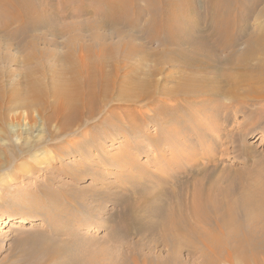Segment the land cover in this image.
<instances>
[{
  "label": "bare ground",
  "instance_id": "bare-ground-1",
  "mask_svg": "<svg viewBox=\"0 0 264 264\" xmlns=\"http://www.w3.org/2000/svg\"><path fill=\"white\" fill-rule=\"evenodd\" d=\"M86 1L0 0V34L7 40L13 41L15 38L26 37L36 30H47L53 37H56L63 32L68 34L73 28L86 26L92 32L91 37L101 41L99 52L80 50L76 53L74 47H71L62 53L60 58L64 62L63 67L59 71L50 67V75L44 78L46 81L49 80V84L37 78V75L35 77L34 73L41 70L40 65L37 67H32L34 64L32 66L23 65L22 72H20L23 89H18L17 84L19 83L13 85L15 82H11V90L5 95L4 85L3 87L0 85L1 121L6 116L3 112V102L6 100L9 104L4 106L5 109L35 110L37 115L43 117L46 124H55L57 130L53 134L55 138L66 137L77 134L74 130L86 128L93 122L105 127L107 119L115 116L109 111V107L115 104L113 102H117L122 108H127V110L122 109V116L118 114L124 120L115 117L117 127L114 129L107 127V130L112 138L120 135L126 138L140 133L142 125L137 127L136 124H132V121L139 114L137 108L142 101L154 105L162 103L165 105L167 100H172L175 106H169L168 109L163 107L164 113L161 111L167 117L176 114L174 107H188L190 100L198 102L206 100L207 103V101L221 99L228 103H235L244 95H247V98L250 97L248 95H252L254 100L264 101V34L249 32L250 34L246 35L245 50L239 54L235 53L237 41L247 27V23L244 22L249 19L241 14L239 18L235 17L236 15L232 18L227 0H94L93 2L101 9L97 12V9L84 11H86L85 14L90 12L99 19L92 18L86 24L69 22L57 27L54 21L60 22L62 19L74 16V11L69 10L71 3L84 4ZM49 2H61L63 8L61 10L48 8ZM220 3L222 5H219ZM198 5L204 7L205 15L201 10L198 12L194 9ZM131 6L136 9L133 15L130 12ZM192 15L198 18L199 27L195 23L188 24L185 21L187 16ZM136 36L143 39L145 44L154 45L161 50L144 52L142 48L133 43ZM115 37L122 39V51L119 45L113 44L109 47L104 44L107 39ZM41 39L29 38L28 43L31 47H35L37 43L46 42L45 39ZM114 48L122 52L121 57L114 58L115 53L112 52ZM85 49L87 47L83 48ZM258 50L262 53L259 54ZM43 53H40L42 54L40 60L44 57ZM136 53L144 54L145 60L152 57L161 64L172 62L174 66L177 65L178 70L169 73L170 86L160 87L157 82H152V77L162 72L161 68L144 71L142 67L127 65L131 55ZM222 53H224L223 57L220 55ZM257 53L262 55L261 58ZM30 55L32 54H29V57ZM121 71L124 72L122 76H120ZM242 87H246L247 91L243 93ZM256 94L259 97H256ZM206 105L209 106V103ZM217 109L219 108H216V113ZM225 111L228 113V109ZM257 113L258 116L252 122L253 124L263 120L261 112ZM159 115H157L158 118ZM140 121H142L141 118ZM140 121L138 122L141 123ZM198 128L201 130L200 126ZM253 131L257 132L256 135L262 134L264 125ZM263 135L260 137L262 138ZM91 140V138L87 140L89 146L85 151L83 148L70 146L75 149L73 152L78 154L83 165L87 158L92 157V151L93 156H105L104 142L93 144ZM140 146H143L146 152L152 147L151 143L148 146H144V143ZM155 147L158 146L155 145ZM117 155V160L112 159L115 166L118 165V161L124 164L131 157L126 151ZM109 164L92 163L87 166L86 171L93 185L100 183V179L107 176L105 174L110 175L107 172ZM253 164L243 170L240 169L241 171H235L234 179L224 190L218 187L215 180L210 183L204 181L203 176L191 181L192 174L190 178H184L182 181L183 178H177L171 174L170 180L167 181V186L171 187L170 190L167 189L169 192L158 191L159 193L155 195L153 193L152 196L147 195L138 200H129L120 196L106 198L104 194L107 201L104 198H98V201H105L102 203L94 199L93 202L84 206L82 200L77 198L73 200L76 206L56 209L52 205H56L55 203L60 200L53 199L55 203L52 205L51 202L49 203L53 208L52 212H47L45 216L47 223L54 227L59 223L70 226L72 224L70 219H75L74 224L77 228L69 230L70 233L66 232L67 240L54 239L53 241L55 236L52 233L54 232L48 227L49 229L42 233L38 243L26 253L31 260L29 264H264V169L261 168L263 171L260 172L261 170L258 171L256 168L259 163L254 162ZM101 169L105 171H99ZM204 171L197 172L200 175ZM242 173L249 175V181L238 184L237 180ZM78 177H82V173ZM242 178H240L241 181ZM53 196L55 198V195ZM110 202L115 208L118 206L119 211L116 215L111 214L114 217L112 216L110 223L106 224V217L100 222L101 226L108 231L103 239L86 240L83 243L76 234L72 236V232L78 228L86 229V232L99 228L100 226L97 225L100 223L96 222V218L100 213L102 214L101 205ZM79 211L82 213L79 214ZM18 223L22 221L16 222L17 225ZM3 224L9 226L10 229L19 230L18 226L9 225L6 220ZM0 233L6 235L8 231ZM130 237L133 239L131 242L133 246H130V243L126 245L128 244L126 239Z\"/></svg>",
  "mask_w": 264,
  "mask_h": 264
},
{
  "label": "rangeland",
  "instance_id": "rangeland-1",
  "mask_svg": "<svg viewBox=\"0 0 264 264\" xmlns=\"http://www.w3.org/2000/svg\"><path fill=\"white\" fill-rule=\"evenodd\" d=\"M93 1L94 0H87L84 4L71 3L69 10L71 12L74 11V16L71 18L64 17L65 19L62 20L58 18L61 20L60 22L54 21L57 27L69 22H83L86 24V22L92 18L99 19V17H94L90 12L89 14H85L86 11H84L86 9H97V12L101 9L100 6ZM227 4L230 6V16L232 15V18L234 15L239 18L241 14L244 18L249 19L244 22L245 24L247 23V27L244 30V34L239 37L234 49V52L239 54V52L242 53L245 50L246 35H248L249 32L264 34V0H233L232 2L227 0ZM219 5H222V3ZM48 8L61 10L63 6L61 2H49ZM131 8L130 12H132L131 15H133L136 9L134 6H131ZM194 9L198 12H204L205 15V9L201 7V5L196 6ZM231 11L233 12L232 14ZM245 14L248 17H246ZM185 21L188 24L195 23L198 27L200 26V24H198L200 23L198 18L193 15L190 17L187 16ZM88 28L89 27L86 28V26L73 28L68 34L63 32L56 37H53L47 30H36L29 33L26 37L15 38L13 41L5 39L0 34V85L2 87L4 85L3 89L6 93L5 95L11 90V82H15L13 85L19 83L17 84L18 89L24 88L22 86L20 72H22L21 69L25 64L31 66L34 64L32 67L40 65L41 70L34 73L35 77L37 75V78L46 81V77L50 75V67L58 71L63 67L62 65H64V62L61 60L60 55L71 47H74L76 53L80 52V50L99 52L101 41H97L94 37H91L92 32L88 30ZM34 37L37 39L43 38L46 42L37 43L35 47H31L28 43V39ZM121 43L122 39L116 37L107 39L106 42L104 41V44L109 47L113 44L121 47ZM133 43L142 48L144 52L148 50L159 52V50H161L154 45L145 44V41L139 36L133 39ZM86 47L87 49L83 50V48ZM33 49L36 51H32ZM122 50L121 47V51ZM121 51L114 48V50H112V52L115 53L114 58L121 57ZM258 51L259 54L262 53L261 50ZM40 53H43L44 56L42 60H40L42 56ZM29 54L32 55L29 57ZM220 55L223 57L224 53ZM49 56H51V59ZM260 56L262 55H258V57ZM45 58L48 59L45 60ZM126 64L142 67L144 71L161 68L162 72L152 77V82H157L160 87L170 86L168 82L170 77L169 73L178 70V66H174L172 62L161 64L152 57H148V59L145 60L144 54L141 53L132 54L130 60ZM185 72L188 73L187 70H185ZM123 73L124 72L121 71L120 76H122ZM246 89V87L241 88L243 93ZM248 97L249 98H247V95H244L242 99L236 100L235 103H228L226 100L219 99L221 102H219V100H212L206 103V100H204L199 101L201 102L200 104L197 100H190V105L188 104L186 108L181 106L179 108L174 107V112L176 114L174 116L172 115V117H167L162 114L165 111L163 107L168 109L169 106H175L172 100H167L165 105L164 103L161 105H154L153 103L142 101L139 103V108H137L139 114L132 121V124H136L137 127L142 125L140 126V133L138 135H130L126 138L121 135V137L117 136L112 138L109 135V130H107V127L109 129L116 128L117 123L115 122V117L123 119V117H121L122 109L127 110L126 107L122 108L118 103L119 106L117 102H113L115 104H111L109 107V111L115 116L107 119L108 122L105 127L97 122H93L94 124L91 123L86 128L83 127V129L74 130L73 128L74 133L77 134L55 138L53 134H55L57 130L54 123L51 125L46 124L43 117L37 115L35 110H28L25 108H16L17 110L13 109L14 111L6 108V110L4 106H8L9 103L5 100V102H3V112H5L6 116L3 121L0 120V232L8 231V233L6 235L0 233V264H29L31 260L26 253L38 243L42 233L48 230V227L55 233H52L53 236H55V238L52 239L53 241L54 239L57 241L67 240L68 238L65 236L66 232L70 233L68 232L69 230L72 231V228H77L75 227L76 224H74L75 219H70L72 221V226L70 225L71 228L61 223L54 227L47 223V217L45 216L47 212H52L51 209L54 207L56 209H67L71 208V206H76L73 200L77 198L82 200L81 202L85 204L84 206L93 202L94 199H97L96 201H98V198L105 199L104 194L106 198L120 196L129 200H138L147 195L152 196L153 193L155 195L161 191L169 192L171 187L169 185L167 186V181L170 180L169 177L172 176L171 174L175 175L177 178H183L182 181H184V178H190L192 174L193 176L190 178L191 181L198 180L203 176L204 181L210 183L215 180V182L218 183V187L224 190L230 182H232L231 180L234 179L235 171L250 167L254 165V162L259 163V166H256L258 171H260L261 168L264 169V135L262 138L260 137V135L264 134V131L262 134L258 135H256L257 132L253 131L256 130V128H262L264 125V101L259 99L254 100V96L252 95H248ZM256 97H259V95ZM202 102L205 105H203ZM208 103L209 106L214 105V108L206 105ZM261 104L263 106H261ZM216 108H219L217 109L218 114L215 111ZM227 109L228 113L225 111ZM157 110L158 114L161 115H159V118L157 116ZM161 111L163 112L161 113ZM257 112H261L263 120H261L262 123L258 121L256 125L252 122L256 120V116H258ZM118 114H121V116ZM153 114H155V116ZM104 116L108 117V115ZM140 118L142 121H140ZM198 126H200L201 130H199ZM203 131L207 133L203 134ZM89 138L92 139L91 142H94L93 144H101L104 142L105 156H93L94 152L92 151V157L84 161L86 164L85 166V164L83 165V162L79 160L78 154H74L73 150L75 149H72L70 146H77L76 148H83L85 151L89 146ZM143 143L144 146H148L151 143V150L148 152L144 151L143 146H140ZM155 145L158 147H155ZM135 147H138V149H135ZM124 151L131 157L128 159V162H126V160L123 164L118 161V165L115 166L113 164L114 160L112 159L115 158V160H117V154ZM71 152H73V154ZM59 157H61V159ZM214 159L215 161H213ZM196 161L198 162L195 163ZM213 162L216 163L214 164ZM92 163L99 165L102 163H110L107 166V172L110 175L105 174V176H107L100 179V183H95V185H93L90 175H88L86 171L87 166ZM139 167L140 169H138ZM207 167L209 168L207 169ZM200 170H205L203 174H200L201 176L197 172ZM99 171L104 172L105 170L103 171L101 169ZM262 171L263 170L260 172ZM81 173L82 177H78L81 176ZM243 174L245 176H243ZM150 175H152V177ZM241 175L242 176H239L237 180L238 184H240V182L247 183L249 181V175L245 173ZM138 177L140 178L138 179ZM240 178H242V181ZM158 187L161 188L159 189ZM188 190L191 192L190 188ZM154 191H156V193ZM82 194L84 195L82 196ZM114 194L116 195L113 196ZM53 195H55V198ZM97 195L99 197H97ZM48 198H50L49 201H47ZM51 199L52 201H50ZM53 199L62 200L61 204H59L60 201L58 202L57 200V203H55ZM105 200L107 201V199ZM98 202L102 203L105 201L101 202L100 200ZM49 203L51 205L55 203L57 207L53 204L52 208ZM112 204L113 203L110 202L101 205L100 212H102V214L100 213L98 218H96L97 220L95 219L97 223L104 221L103 218L105 217L107 219L106 224L112 221L113 215H116L119 211V208H117L118 206H116V209ZM78 213L81 214L82 212L79 211ZM5 220L9 225L18 226L19 230H13L10 229L9 226H4L3 222H5ZM18 221H22V223H18L17 225L16 222ZM56 222L54 224H56ZM101 225L100 223L97 225L98 227L100 226L99 228H93L87 232L85 231L86 229L78 228V230L76 229L72 232V236L77 235L78 238L80 237V240L82 239L83 243L86 240H101L108 232L105 230V227ZM85 232L87 233L86 236L84 235ZM82 234L84 236H82ZM88 236L89 238H87ZM127 240H129V242ZM126 242L128 243L126 245L130 243V246H133L131 244V242H133L132 237L126 239ZM142 252L144 253L146 251Z\"/></svg>",
  "mask_w": 264,
  "mask_h": 264
}]
</instances>
